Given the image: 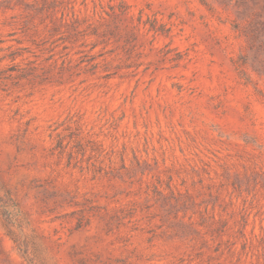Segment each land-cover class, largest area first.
<instances>
[{
    "label": "rangeland",
    "instance_id": "obj_1",
    "mask_svg": "<svg viewBox=\"0 0 264 264\" xmlns=\"http://www.w3.org/2000/svg\"><path fill=\"white\" fill-rule=\"evenodd\" d=\"M29 260L264 264V0H0V264Z\"/></svg>",
    "mask_w": 264,
    "mask_h": 264
},
{
    "label": "trees",
    "instance_id": "obj_2",
    "mask_svg": "<svg viewBox=\"0 0 264 264\" xmlns=\"http://www.w3.org/2000/svg\"><path fill=\"white\" fill-rule=\"evenodd\" d=\"M6 218H7V216H6ZM7 231H9V230H7ZM7 234L11 237V239H12L14 242H16V239H15V237H14L12 234H9V232H7ZM29 263H30V264H35L32 260H29Z\"/></svg>",
    "mask_w": 264,
    "mask_h": 264
}]
</instances>
